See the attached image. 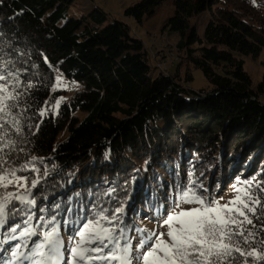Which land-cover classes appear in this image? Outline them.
<instances>
[{
    "label": "trees",
    "instance_id": "1",
    "mask_svg": "<svg viewBox=\"0 0 264 264\" xmlns=\"http://www.w3.org/2000/svg\"><path fill=\"white\" fill-rule=\"evenodd\" d=\"M163 1L140 0L124 15L140 24ZM73 2L0 0V59L20 71L21 90L34 85L21 98L28 109L24 133L12 135L16 150L8 160L20 166L36 157L41 176L47 167L38 207L47 206L51 215L57 204L72 206L75 219L76 210L91 215L94 204L125 205L133 232L141 213L163 212L162 204H169L176 184L188 183L189 173L210 197L224 185L264 180V104L258 100L264 96V59L252 90L239 58L255 59L264 51L262 0H175L162 30L178 37L176 48L184 53L173 73L157 75L126 24L107 23L96 8L72 17ZM205 11L199 36L189 20ZM182 65L190 68L183 78ZM192 69L210 89L184 87ZM55 70L80 90L60 115L45 116L33 135L39 119L34 114L58 97L52 91ZM70 114L75 117L68 119ZM255 223L257 240L264 238V217Z\"/></svg>",
    "mask_w": 264,
    "mask_h": 264
},
{
    "label": "snow or ice",
    "instance_id": "2",
    "mask_svg": "<svg viewBox=\"0 0 264 264\" xmlns=\"http://www.w3.org/2000/svg\"><path fill=\"white\" fill-rule=\"evenodd\" d=\"M20 75L13 61L0 59V264H264V238L257 240L254 231L255 221L264 217V180L239 181L233 197L221 204L206 196L208 190L189 173L187 184L173 188L172 211L159 222L167 231L135 229V247L125 205L94 204L91 215L76 210L75 219L72 206L57 204L51 215L47 206L38 207L36 196L49 176L47 167L41 176L36 157L20 166L8 160L16 150L12 135L24 133L22 117L28 109L21 107V98L34 87L29 82L21 90ZM59 104L58 99L56 110ZM45 105L34 114L39 119L33 135L52 110ZM27 127L32 130L33 125ZM62 231L69 235L67 242ZM259 231L264 232V223Z\"/></svg>",
    "mask_w": 264,
    "mask_h": 264
},
{
    "label": "rangeland",
    "instance_id": "3",
    "mask_svg": "<svg viewBox=\"0 0 264 264\" xmlns=\"http://www.w3.org/2000/svg\"><path fill=\"white\" fill-rule=\"evenodd\" d=\"M140 0H74L70 10V16L79 17L91 9H101L107 15V23L114 20L126 24L129 28L130 34L133 37L141 40L149 58V64L153 69L155 75L159 73H173L176 62L183 55V51H179L176 48L178 37L175 35H168L164 33L162 28L169 17L174 13L175 0H164L160 5L148 10L142 16L140 24H138L133 18L126 17L124 15V10L131 5L137 3ZM264 4V0H262ZM264 9V6H261ZM208 18V12L205 11L201 14L193 16L189 20L191 28L200 36L202 34L203 27ZM243 60V69L249 75L251 80V89L255 90L258 83L261 80L263 67L261 65L264 59V51L260 55L253 59L250 56H239ZM189 66L182 65L179 70V75L183 78L184 74ZM191 81L183 82V85L188 90L197 92L201 89H210L209 84L205 80L203 74L199 70L192 69ZM59 81V83H58ZM78 85L67 81L57 70H55V79L52 91L58 94L56 100H60L58 110L55 109L56 100L52 103H47V106H52V110L47 113V117H56L58 113L60 115L61 111H64L66 105L74 96L75 92L79 91ZM259 101L264 104V96H259ZM46 107V106H45ZM57 112V114H53ZM77 116H80L77 114ZM75 117V115L70 114L68 119ZM233 186H223L219 188L212 197L218 198L220 203L223 204L233 197ZM172 197L169 199V204H162L164 215H150L151 212L141 213L139 219L137 220L138 229H145L147 231L157 230V231H167V227H160V221L166 218L168 212L172 211ZM194 204H184L182 207L191 208L195 207ZM145 218V219H144ZM62 233L65 241L69 240V235ZM136 237L134 241L135 244L139 241V233L133 231L131 233ZM165 239L167 237L165 236Z\"/></svg>",
    "mask_w": 264,
    "mask_h": 264
},
{
    "label": "water",
    "instance_id": "4",
    "mask_svg": "<svg viewBox=\"0 0 264 264\" xmlns=\"http://www.w3.org/2000/svg\"><path fill=\"white\" fill-rule=\"evenodd\" d=\"M251 99L256 100V98H254L253 96L251 97ZM258 100H259V97H258ZM259 102H260V101H259Z\"/></svg>",
    "mask_w": 264,
    "mask_h": 264
}]
</instances>
